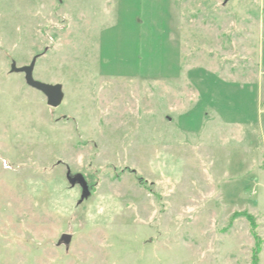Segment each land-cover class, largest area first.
Wrapping results in <instances>:
<instances>
[{
  "label": "rangeland",
  "instance_id": "1",
  "mask_svg": "<svg viewBox=\"0 0 264 264\" xmlns=\"http://www.w3.org/2000/svg\"><path fill=\"white\" fill-rule=\"evenodd\" d=\"M225 1L0 0V264H264V0Z\"/></svg>",
  "mask_w": 264,
  "mask_h": 264
},
{
  "label": "water",
  "instance_id": "2",
  "mask_svg": "<svg viewBox=\"0 0 264 264\" xmlns=\"http://www.w3.org/2000/svg\"><path fill=\"white\" fill-rule=\"evenodd\" d=\"M229 1L230 0H226L225 3H228ZM35 63H36V59H34L32 63L26 67L16 68L15 66H13V71L16 73H23L25 75L27 84L30 87L42 92L46 96L47 104L49 107L58 108L64 100V92L62 85L60 84L51 85L35 80L33 76ZM66 177L71 187H76L77 185L81 187L82 195L79 204H82L86 199H88L91 196L92 194L91 187L84 176L77 175L73 177L71 176L70 169H68V173ZM71 241H72V235L64 234L61 237V241H59V245H61L62 243L69 245Z\"/></svg>",
  "mask_w": 264,
  "mask_h": 264
},
{
  "label": "crops",
  "instance_id": "3",
  "mask_svg": "<svg viewBox=\"0 0 264 264\" xmlns=\"http://www.w3.org/2000/svg\"><path fill=\"white\" fill-rule=\"evenodd\" d=\"M247 86V85H246ZM248 87V86H247ZM262 93V91H261V85L259 86V89H258V101H259V103H258V114H259V116H260V113H261V105H262V103H261V94ZM219 100H217V101H219V104H218V106H216L217 107V109L218 110H220V111H222V109L224 108V107H226L227 106V99H229V98H227L226 100H225V98H222L221 97V95L219 94ZM210 105H211V107H215V106H213L214 105V102H211L210 103ZM215 107V108H216ZM219 107H220V109H219Z\"/></svg>",
  "mask_w": 264,
  "mask_h": 264
},
{
  "label": "trees",
  "instance_id": "4",
  "mask_svg": "<svg viewBox=\"0 0 264 264\" xmlns=\"http://www.w3.org/2000/svg\"><path fill=\"white\" fill-rule=\"evenodd\" d=\"M241 216H247L252 222V229H254L255 224L253 222V218L251 216H248V215H241ZM260 250H261V248L259 246H257L253 251V257L252 258H253L254 264L259 263V256H260V252H261Z\"/></svg>",
  "mask_w": 264,
  "mask_h": 264
},
{
  "label": "flooded vegetation",
  "instance_id": "5",
  "mask_svg": "<svg viewBox=\"0 0 264 264\" xmlns=\"http://www.w3.org/2000/svg\"><path fill=\"white\" fill-rule=\"evenodd\" d=\"M67 173H68V168H67ZM67 173H66V176H67ZM77 175H80V174H77ZM77 175H75V174L72 175V173H71V176H73V177H74V176H77ZM82 176H83V175H82ZM66 178H67V177H66ZM86 180H87V179H86ZM87 182H88V181H87ZM88 183H89V182H88ZM89 185H90V183H89ZM77 186H79V185H77ZM79 187H80V186H79ZM80 188H81V187H80ZM91 190H92V187H91Z\"/></svg>",
  "mask_w": 264,
  "mask_h": 264
}]
</instances>
